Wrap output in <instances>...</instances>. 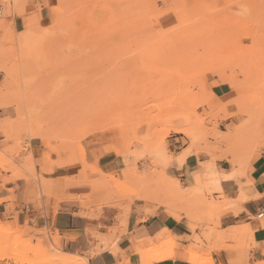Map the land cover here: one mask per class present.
<instances>
[{
    "label": "rangeland",
    "instance_id": "obj_1",
    "mask_svg": "<svg viewBox=\"0 0 264 264\" xmlns=\"http://www.w3.org/2000/svg\"><path fill=\"white\" fill-rule=\"evenodd\" d=\"M0 6L25 20L20 34L6 25L0 42V188L20 181L30 206H18L15 196L0 201L7 204L0 256L16 264H88L86 255L66 254L47 223L63 202L76 200L80 214L110 211V226L95 240L108 245L104 251L117 249L115 264H155L174 253L184 264H217L213 255L222 250L229 264L247 260L264 217L223 231L222 216L236 212L233 203L249 191L239 183L228 197L222 183L246 180L264 155V0ZM42 8L49 11L43 24ZM224 84L230 93L219 97ZM103 158L115 159L117 170L104 174ZM189 159L197 165L192 188L180 178ZM133 210L185 217L191 245L177 250L158 237L159 247L151 241L143 255L126 230Z\"/></svg>",
    "mask_w": 264,
    "mask_h": 264
},
{
    "label": "crops",
    "instance_id": "obj_2",
    "mask_svg": "<svg viewBox=\"0 0 264 264\" xmlns=\"http://www.w3.org/2000/svg\"><path fill=\"white\" fill-rule=\"evenodd\" d=\"M4 8L0 6V42L5 39V32L3 28L9 25L15 34H20L25 31V20L18 15H7L4 13ZM40 15V22L43 24L45 20L49 18V11L46 8H42ZM1 45V44H0ZM4 82V74L0 71V86ZM216 94L221 97L230 93L229 86L226 84L220 86L216 91ZM5 110L0 109V116H5ZM189 160L185 162L181 167L182 170L181 181L188 183L186 188L194 187L193 172H196V160L189 164ZM117 162L115 159L103 158L100 161L99 169L104 174H110L115 172ZM188 167L189 170H186ZM239 183H247L249 198L244 202L236 201L234 204V210L225 213L222 216V230L233 229L237 227H243L252 225V218L260 216L262 210H264V155L259 156L251 165L249 175L246 180H240L237 182L235 179L228 180L222 183V193L228 197L239 192ZM13 192L10 194L9 191ZM71 195L79 194L77 191H70ZM9 196H15V204L18 206L27 205V192L25 188L20 186V181L16 182L10 187L4 186L0 188V201L7 199ZM236 197V196H235ZM7 204L5 202L0 203V212H4ZM80 204L76 200H68L63 202L60 209L48 218V224L50 228L56 232L59 236L57 244H60L64 252L68 255H86L88 258V264H115L116 258H119L117 249L115 252L104 251V247L107 244L97 246L95 235L100 234L103 228H108L110 225L108 215H111L110 211L105 212L103 215L93 212L88 215L80 214ZM24 207V208H25ZM167 211V210H166ZM172 217L176 219L178 214L170 213ZM2 214V213H0ZM264 217V214L262 215ZM261 216V217H262ZM127 232L133 236L132 244L136 250H142L143 255L145 251L149 249L150 242L153 241L154 245L159 247L155 242L158 237H162L163 240L173 241L178 244L180 249L189 247L191 245L192 232L189 228L188 220L183 217L180 221L167 216L163 210L158 211L155 215L145 217V214L133 210L128 217L126 224ZM100 240V237H98ZM102 240V239H101ZM106 240V239H104ZM102 240V241H104ZM254 249L249 254L247 260H243L241 264H264V228L261 227L253 233ZM141 248V249H140ZM107 249V248H106ZM231 254L222 250L213 255L217 264H229V258ZM155 264H184V262L176 259V253L173 254V259L164 260Z\"/></svg>",
    "mask_w": 264,
    "mask_h": 264
},
{
    "label": "bare ground",
    "instance_id": "obj_3",
    "mask_svg": "<svg viewBox=\"0 0 264 264\" xmlns=\"http://www.w3.org/2000/svg\"><path fill=\"white\" fill-rule=\"evenodd\" d=\"M255 1V0H254ZM255 3V2H254ZM257 3H258V1H257ZM253 6V5H252ZM244 15V14H243ZM134 104V103H133ZM172 104V103H171ZM133 109V108H132ZM131 109V110H132ZM135 109H136V106H135ZM135 111V110H134ZM165 111V110H164ZM136 112V111H135ZM132 115V114H131ZM101 119V118H100ZM94 120H96V119H94ZM96 122V121H95ZM96 124V123H95ZM61 164V163H60ZM59 181V180H58ZM57 181V182H58ZM56 182V183H57ZM56 183H55V185H56ZM62 183V182H61ZM60 183V184H61ZM59 184V185H60ZM57 186V185H56ZM63 186V185H62ZM54 187V186H53ZM58 187V186H57ZM57 187H54V188H57ZM59 188H60V186H59ZM58 188V189H59ZM62 188V187H61ZM259 217H261V216H259ZM115 252V251H114ZM17 262H19L17 259H15V258H12V257H7V256H0V264H2V263H6V264H16ZM60 264H67L66 262H60ZM72 264H73V262H72ZM75 264V263H74Z\"/></svg>",
    "mask_w": 264,
    "mask_h": 264
},
{
    "label": "built area",
    "instance_id": "obj_4",
    "mask_svg": "<svg viewBox=\"0 0 264 264\" xmlns=\"http://www.w3.org/2000/svg\"><path fill=\"white\" fill-rule=\"evenodd\" d=\"M263 214H264V210H262V212H261L260 216H262Z\"/></svg>",
    "mask_w": 264,
    "mask_h": 264
}]
</instances>
